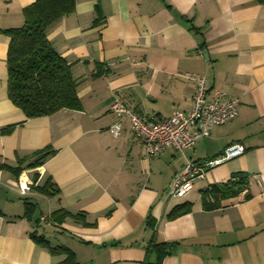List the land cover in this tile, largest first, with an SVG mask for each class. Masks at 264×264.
<instances>
[{"label": "crops", "instance_id": "obj_1", "mask_svg": "<svg viewBox=\"0 0 264 264\" xmlns=\"http://www.w3.org/2000/svg\"><path fill=\"white\" fill-rule=\"evenodd\" d=\"M35 1L0 0V130L14 126L0 136V264H63L66 255L35 238L76 264H264V4L75 0L46 39L71 65L80 109L26 119L7 97L3 32L21 28ZM185 74L205 77L209 96L237 99L238 116L183 154L166 148L146 159L111 105L156 121L187 112L194 84ZM235 144L242 156L207 169L185 197L168 196L187 160L203 164ZM19 167L33 184L25 195ZM236 174L247 189L206 209L203 193ZM184 204L188 213L169 217ZM165 243L173 245L160 260L154 246Z\"/></svg>", "mask_w": 264, "mask_h": 264}, {"label": "trees", "instance_id": "obj_2", "mask_svg": "<svg viewBox=\"0 0 264 264\" xmlns=\"http://www.w3.org/2000/svg\"><path fill=\"white\" fill-rule=\"evenodd\" d=\"M257 1L264 4V0ZM74 8L75 0H36L23 10L24 25L21 28L3 32L9 39L6 58L7 97L26 119L50 116L60 110L80 109L71 65L53 50L46 39L47 30L62 17L73 13ZM13 128L8 126L1 129L0 136L10 133ZM48 155L43 154L28 168L39 165ZM4 168L0 165V169ZM22 171L20 167L15 169L17 178ZM247 186V178L236 174L225 184L214 185L203 193L204 207L215 208L219 201L237 196ZM209 196L214 198V204L207 203ZM189 208L188 204L177 206L169 217L182 216L188 213ZM35 241L48 248L52 254L66 255L63 264H76L73 254L65 248H52L42 238H35ZM172 245L165 243L154 246L160 260L170 253Z\"/></svg>", "mask_w": 264, "mask_h": 264}, {"label": "built area", "instance_id": "obj_3", "mask_svg": "<svg viewBox=\"0 0 264 264\" xmlns=\"http://www.w3.org/2000/svg\"><path fill=\"white\" fill-rule=\"evenodd\" d=\"M185 77L192 79L194 84L191 108L187 112L175 111L168 119L156 121L132 112L117 100L111 105L113 114L129 120L131 133L143 143L146 159L156 158L166 148L183 154L192 149L198 140L208 137L213 127L224 125L238 116L237 99L226 98L218 91L209 96L205 77L190 74H185ZM120 132V121L109 128V133L114 138L119 137ZM244 152V146L235 144L228 147L218 158L206 163L187 160L174 175L168 196L174 199L185 197L193 189L194 182L204 177L207 169L236 159ZM32 185L24 173L19 176L17 189L21 195L30 192Z\"/></svg>", "mask_w": 264, "mask_h": 264}]
</instances>
